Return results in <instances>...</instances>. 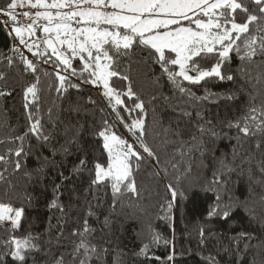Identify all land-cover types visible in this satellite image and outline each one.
<instances>
[{
	"label": "snow or ice",
	"instance_id": "snow-or-ice-1",
	"mask_svg": "<svg viewBox=\"0 0 264 264\" xmlns=\"http://www.w3.org/2000/svg\"><path fill=\"white\" fill-rule=\"evenodd\" d=\"M0 27L9 28L8 34L14 41L18 40V44L13 43L10 49L13 56L3 57L8 66L12 67L14 57L19 56L24 70L35 76L34 82L23 93L28 120L26 130L0 140V144L14 145L0 153V197L8 198H0V231L5 234L0 236V264H106L110 252L114 254L113 264H123L122 257L126 255L111 240L93 243L89 237L96 229L89 226L87 219L82 227L73 228L68 236L62 226L53 235L50 219L43 244L40 241L44 233L28 231L17 235L23 227L25 210L12 203L16 186L10 177L16 173H22L29 180L34 175L39 177L51 163L43 154L45 148H50L53 156L57 152L67 154L69 150L63 144L58 149L51 144L53 133L45 131L41 118L37 116L40 76L35 74L40 69L33 59L24 55L21 46L41 64L50 65L52 72L44 70L43 75L54 74L58 81L57 93L67 92L69 88L80 90L82 85L102 87V95L117 121L135 137L134 143H139L142 149L137 150L134 143L118 135L108 119H104L102 127L93 133L102 138L108 158L106 164L99 161L94 164V177L87 191L94 186L107 187L110 183L113 201L109 215L104 217V227L110 228L113 223L111 216L119 197L125 193L139 196L134 171L139 170L141 162L151 158L149 163L157 168L161 166L159 155L143 139L146 135L144 119L138 115L129 123L122 115V112L131 114L137 110L145 112L144 102L133 91L129 75L118 70L121 60L130 58L139 49L146 59L161 69V76L154 83L160 86L161 79L166 77L174 93L187 98L185 103L194 110L177 106L183 117L192 120L195 115L194 131L189 132L185 140L178 125L173 135L180 156L195 150L212 157L211 176L201 184L202 191L214 193L207 210L209 220L219 218L227 222L243 212L250 223H259L264 229V215H259L251 203L255 198L264 205V86L256 87L264 85V0H4L0 6ZM38 31L44 34L42 38L37 36ZM233 56L239 61L235 69L232 68ZM74 60L79 62V68L74 65ZM248 65H255L260 73L253 78ZM114 77L128 82L126 91L112 86ZM209 78L233 83L237 79L252 83L255 79L252 91L245 92L243 84L239 87V94L246 97L242 115L219 124L204 117L196 105L218 94L205 89V95L198 96L191 87L185 86V82L194 86L207 82ZM5 79V73L0 72V80ZM6 95L11 93L0 91V97ZM122 97L133 101L132 106L129 107ZM227 98L236 100L238 93H229ZM233 132L234 135L230 134ZM73 140L78 146V135ZM219 140L235 141L232 152L217 156L216 147L209 148L208 144L215 145ZM246 144H249L248 148H245ZM256 153L260 155L259 160L255 159ZM32 156H35L38 167L27 169L26 161ZM87 166L85 154L74 171ZM171 166L177 167L175 163ZM160 170L167 174V165ZM191 170L189 164L185 172ZM154 174L159 175V171ZM60 175L63 177V173ZM242 180L246 191L243 199L237 194ZM180 183L181 178L177 176L175 186L172 183L166 185L171 196L166 202L168 214L178 196L186 198L185 192L179 188ZM255 186L260 188L259 193ZM56 187L58 189L59 185ZM25 199L30 203L32 197L27 194ZM49 207L64 212L55 199ZM88 209V216L95 215L91 204ZM199 235L201 245L211 238L217 240V251L205 258L206 264H220L218 257L222 252L231 254L233 249L229 246L219 247L222 234L209 231L205 235V229L201 227ZM256 238L254 232L241 230L229 240L239 254L241 242L246 253L250 247H257L250 244ZM153 239L158 240V237ZM65 241L71 244L70 251L61 250L66 248ZM260 244L264 245V240ZM148 248L149 245L145 244L139 254L147 256ZM167 259L171 261L173 256L169 255ZM252 264H257L255 258ZM259 264H264V258Z\"/></svg>",
	"mask_w": 264,
	"mask_h": 264
},
{
	"label": "trees",
	"instance_id": "trees-1",
	"mask_svg": "<svg viewBox=\"0 0 264 264\" xmlns=\"http://www.w3.org/2000/svg\"><path fill=\"white\" fill-rule=\"evenodd\" d=\"M3 3L4 0H0V6H3ZM8 32L9 28L0 27V72L6 75L5 80H0V91L11 93V95L0 97V140L19 135L26 130L28 120L23 106V93L25 88L35 80V76L30 71L24 70L19 56L14 57L15 63L12 67H9L3 58L13 56L10 49L13 43L18 44ZM30 59H33L40 69L35 74L40 76L37 116L41 118L45 131L53 133L51 144L57 149L63 144L69 150L67 154L57 152L53 156L51 149L45 148L43 154L49 157L51 163L39 177L34 175L29 180L22 173H16L10 177L16 186L11 197L12 203L16 207L23 206L25 210L23 227L18 230L17 235L28 231L34 234L44 233L40 241L43 244L47 239L46 229L50 219L53 225V235L57 228L62 226L65 236H68L73 228L82 227L83 221L87 219L89 226L96 229L89 239L97 244L111 240L118 245L126 253L122 257L123 264H206L205 258L209 254L214 255L217 251V240L211 238L201 245L199 230L203 227L205 235L209 231L222 234L219 236L220 248L227 245L233 249L231 254L221 253V257H218L220 264H252L253 258L259 264V260L264 258V251H262L264 245L260 244V241L264 240V229L259 223H250L243 212L235 214L227 222L219 218L209 220L207 217L208 205L212 203L214 193L202 191L201 184L205 179L210 178L213 160L208 153L201 155L200 152L194 150L182 157L176 151L179 145L173 132L179 125V128L183 130V139L187 140L189 132L194 131L193 123L195 122V115L192 120H189L182 116L177 106L189 111L194 110L185 103L187 98L181 97L178 92L174 93L166 77L161 79L160 86L154 83L155 79L161 76V69L158 65L146 59L145 55L137 49L130 58L122 59L118 66L119 71L129 75L133 91L143 100L145 106L144 113H139L137 110L131 114L122 112V115L129 123L138 115L144 119L146 135L143 139L159 155L161 166L157 168L153 163H149L151 158L141 162L139 170L134 171L139 196L125 193L119 197L115 212L111 216L113 223L110 228H106L103 226V220L109 215L113 201L110 183L107 187L94 186L91 191H87L94 177V164L97 161L106 164L108 158L107 152L103 149L102 138L93 133L102 127L104 119H108L116 133L129 143L134 142L135 137L119 124L98 88L92 85H82L80 90L69 88L67 92L57 93L55 87L58 86V81L54 74L43 75L44 70L52 72L50 65L41 64L36 57ZM73 63L79 68L78 61L74 60ZM238 64V59L233 56L232 68L235 69ZM247 67L253 78L260 73L255 65ZM73 80L78 82L76 78ZM127 84V81L113 78L112 86L118 90L126 91ZM241 84L245 92L252 91L255 79L252 83L240 79L233 83L209 78L207 82L202 81L200 85L194 86L187 85L185 82V86L191 87L198 96L205 95V89L218 94L196 105L206 119H211L217 124L243 114L242 106L245 104L246 97L239 94ZM262 86L264 85H256L257 88ZM233 92L238 93V99L229 100L227 94ZM165 96L169 99L165 100ZM89 98L95 103H92ZM122 99L129 107L132 106L133 101L128 100L127 97H122ZM49 109H51L50 113ZM166 129L171 131H166ZM77 135L79 137L78 146L73 140V137ZM32 143L35 144V139ZM234 143L235 141L229 143L227 140H219L215 145L208 144V147L215 146L216 155L219 156L221 153H231ZM135 144L137 149L142 151L139 143ZM13 146L0 144V153H3L7 147ZM248 147L249 144H246L245 148ZM85 154L88 160L87 168L74 171L79 165V160L85 158ZM242 154L245 153L242 152ZM255 159H260L259 153H256ZM236 162L239 163L240 160L237 159ZM173 163L177 165L175 169L171 166ZM165 164L168 169L167 174L160 170ZM189 164L192 170L186 173L185 169ZM26 167L27 169L38 167L35 156L27 159ZM157 171L159 175L154 174ZM177 176L181 178L179 188L185 192L186 198L178 196L173 202L171 213L168 214L166 202L171 200V196L166 185L172 183L175 186ZM57 185H59L58 189ZM255 191L259 193L260 188L255 186ZM27 194L32 197L30 203L25 199ZM237 194L241 196V199L246 194L243 180ZM54 199L63 207V214L57 208L49 207ZM251 203L259 215H264V205L256 202L255 198ZM89 204L92 205V211L95 213L93 216L87 215ZM241 230L256 234L257 238L253 239L250 244L257 245V247H250L245 253L243 242H241V252L237 254L229 237ZM4 235L0 231V236ZM154 237H158V240H154ZM145 244L149 245L147 256L139 254ZM65 246L66 248L61 250H71V244L67 241H65ZM113 255L109 253L106 257V264H113ZM169 255L173 256L171 261L167 259ZM157 257L159 259H156Z\"/></svg>",
	"mask_w": 264,
	"mask_h": 264
},
{
	"label": "rangeland",
	"instance_id": "rangeland-1",
	"mask_svg": "<svg viewBox=\"0 0 264 264\" xmlns=\"http://www.w3.org/2000/svg\"><path fill=\"white\" fill-rule=\"evenodd\" d=\"M14 35V34H13ZM37 36H39V37H43L44 36V34L41 32V31H38L37 32ZM18 41V40H17ZM42 47H43V45H42ZM21 50L23 51V53H24V55H26L29 59L30 58H33V56L31 55V53H28L27 52V50L26 49H23L22 48V46H21ZM99 90L101 91V93L103 92V89H102V87L101 88H99ZM105 101L107 102V99L105 98ZM107 104H108V102H107ZM131 143H134V142H131ZM134 147L137 149V145L134 143ZM137 150H139V149H137Z\"/></svg>",
	"mask_w": 264,
	"mask_h": 264
},
{
	"label": "crops",
	"instance_id": "crops-1",
	"mask_svg": "<svg viewBox=\"0 0 264 264\" xmlns=\"http://www.w3.org/2000/svg\"><path fill=\"white\" fill-rule=\"evenodd\" d=\"M17 41V40H16ZM17 43H18V41H17Z\"/></svg>",
	"mask_w": 264,
	"mask_h": 264
}]
</instances>
